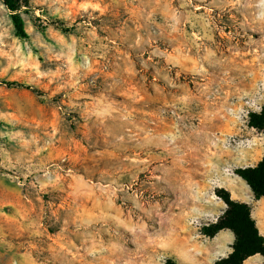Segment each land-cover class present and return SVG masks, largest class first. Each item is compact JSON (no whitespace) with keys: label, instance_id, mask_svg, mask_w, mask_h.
<instances>
[{"label":"rangeland","instance_id":"obj_1","mask_svg":"<svg viewBox=\"0 0 264 264\" xmlns=\"http://www.w3.org/2000/svg\"><path fill=\"white\" fill-rule=\"evenodd\" d=\"M21 16L27 39L0 0V264L204 247L216 190L264 156V0H29Z\"/></svg>","mask_w":264,"mask_h":264},{"label":"trees","instance_id":"obj_2","mask_svg":"<svg viewBox=\"0 0 264 264\" xmlns=\"http://www.w3.org/2000/svg\"><path fill=\"white\" fill-rule=\"evenodd\" d=\"M10 12L15 35L20 39H27L28 33L25 22L21 16L23 8L29 7V0H1ZM9 87H23L16 83H9ZM249 125L257 130H264V108L260 113H251ZM236 175L242 178L251 189L256 199L264 198V156L255 167H246L236 170ZM227 206L226 211L216 223L204 226L201 233L213 238L220 231L229 229L235 235L233 252L227 257L218 260L215 264H243L249 257L260 254L264 256V236L257 228L252 218L251 207L232 198L226 189L215 192ZM165 264H177L175 260L168 259Z\"/></svg>","mask_w":264,"mask_h":264},{"label":"crops","instance_id":"obj_3","mask_svg":"<svg viewBox=\"0 0 264 264\" xmlns=\"http://www.w3.org/2000/svg\"><path fill=\"white\" fill-rule=\"evenodd\" d=\"M235 176L241 180L236 183V186H232L225 182L221 187L229 191L234 200L246 203L251 207L252 218L256 222L260 234L264 236V198L256 199L254 196L250 195L245 188L249 186H244L243 182L245 181L239 176ZM226 209L227 206L224 204V212ZM217 220L218 219H216L213 223H216ZM204 237L206 238L204 247L197 244L183 246L182 255L184 254V256L180 255V253L176 254L174 259L176 263L215 264L218 260L227 258L233 252L235 235L231 230H222L213 238ZM188 247H191L192 251L188 250ZM243 264H264V256L260 254L251 256Z\"/></svg>","mask_w":264,"mask_h":264}]
</instances>
